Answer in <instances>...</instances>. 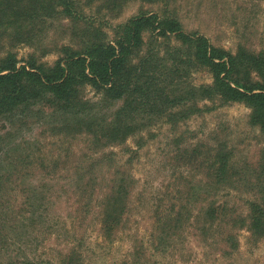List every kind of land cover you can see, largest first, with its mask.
Masks as SVG:
<instances>
[{"label":"rangeland","instance_id":"1","mask_svg":"<svg viewBox=\"0 0 264 264\" xmlns=\"http://www.w3.org/2000/svg\"><path fill=\"white\" fill-rule=\"evenodd\" d=\"M68 7L69 14L0 19V57L33 54L49 66L60 45L106 41L117 24L153 13L264 66V0ZM141 40L131 64L146 50L147 30ZM180 44L173 34L152 42L161 65L169 67L166 49ZM187 69L167 87L173 106L118 113L114 123L123 100L77 86L93 132L59 129L45 100L0 114V264H264V234L248 222L250 203H264V130L242 102L205 98L209 73L194 62ZM188 87L194 93L185 95ZM191 105L200 111L187 113ZM122 123L133 128L120 130Z\"/></svg>","mask_w":264,"mask_h":264},{"label":"trees","instance_id":"2","mask_svg":"<svg viewBox=\"0 0 264 264\" xmlns=\"http://www.w3.org/2000/svg\"><path fill=\"white\" fill-rule=\"evenodd\" d=\"M69 1L0 0V19L69 14ZM144 30L149 32L146 50L131 64L129 57L142 42ZM171 34L183 45L166 49L170 61L166 67L155 55L152 42L158 37L167 39ZM58 51L60 56L49 66L37 61L33 54L23 60L12 52L0 57V114L45 100L58 116L59 129L71 131L76 124L78 130L93 132L86 113L89 108L80 98L77 86L86 83L109 99H122L114 123L118 113H159L167 105L173 106L174 96L167 93V87L173 85L179 73L187 74L189 63L194 62L210 75V83L200 89L205 98H216L219 103L242 102L250 108L251 121L264 130V66L260 60L212 47L201 35L181 32L174 19L139 13L117 24L111 39L86 43L78 50L62 44ZM161 75L167 78L166 84ZM184 92L187 95L194 90L188 87ZM178 99L175 100L179 102L181 97ZM195 111L200 108L191 105L187 113ZM129 124L122 123L119 129L130 130L133 125ZM106 126L104 133L108 131ZM248 222L253 234H264V203H250Z\"/></svg>","mask_w":264,"mask_h":264}]
</instances>
